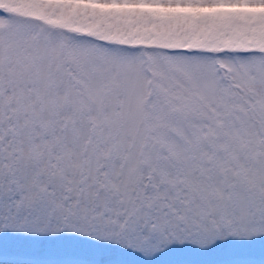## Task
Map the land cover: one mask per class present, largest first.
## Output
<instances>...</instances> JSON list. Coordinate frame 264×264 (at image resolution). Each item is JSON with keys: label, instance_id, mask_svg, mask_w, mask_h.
Wrapping results in <instances>:
<instances>
[{"label": "snow or ice", "instance_id": "obj_1", "mask_svg": "<svg viewBox=\"0 0 264 264\" xmlns=\"http://www.w3.org/2000/svg\"><path fill=\"white\" fill-rule=\"evenodd\" d=\"M256 239L264 0H0L13 256L61 240L70 264H241L204 258Z\"/></svg>", "mask_w": 264, "mask_h": 264}, {"label": "rangeland", "instance_id": "obj_2", "mask_svg": "<svg viewBox=\"0 0 264 264\" xmlns=\"http://www.w3.org/2000/svg\"><path fill=\"white\" fill-rule=\"evenodd\" d=\"M30 247L37 250L42 255L37 257H20L11 254V246H6L0 241V264H12L15 260L35 259L42 261L43 264H70L84 257L73 254L72 242L61 240H48L32 242ZM176 257L165 255L158 258L159 264H172ZM204 259H222L225 261H237L241 264H264V240L256 239L251 243L243 245H230L219 257H205Z\"/></svg>", "mask_w": 264, "mask_h": 264}]
</instances>
